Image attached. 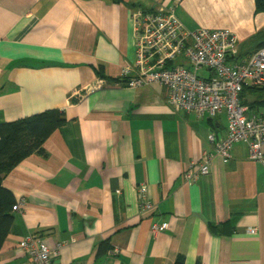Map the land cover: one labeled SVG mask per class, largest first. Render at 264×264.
<instances>
[{
	"label": "crops",
	"instance_id": "crops-1",
	"mask_svg": "<svg viewBox=\"0 0 264 264\" xmlns=\"http://www.w3.org/2000/svg\"><path fill=\"white\" fill-rule=\"evenodd\" d=\"M172 3L0 0V124L49 109L65 117L44 142L46 157L26 158L3 179L20 207L0 264H33L18 246L29 235L53 250L52 264H174L178 255L184 264H264V162L236 143L224 164L208 137H226L225 114L199 118L169 104L165 87L120 78L135 58L130 11ZM175 15L190 32L228 29L238 45L264 38L254 0H181ZM98 80L93 94L71 98ZM205 152L209 174L186 180ZM152 225L166 229L151 237Z\"/></svg>",
	"mask_w": 264,
	"mask_h": 264
},
{
	"label": "built area",
	"instance_id": "built-area-1",
	"mask_svg": "<svg viewBox=\"0 0 264 264\" xmlns=\"http://www.w3.org/2000/svg\"><path fill=\"white\" fill-rule=\"evenodd\" d=\"M181 0H173L168 7L154 10H132L135 38V58L131 66L123 68L120 78L130 88L159 84L168 90V103L199 118H215L225 114L226 137L217 141L208 137L223 163H227L234 144L244 143L253 162H264V115L253 114L240 101L245 86L264 88V48L254 51L243 61L232 58L237 53L238 39L228 29L185 30L175 15ZM199 71H202L199 74ZM102 83V80H98ZM95 84L75 92L78 99L93 94ZM212 155L205 152L200 161L190 164L184 172L188 181H196L210 172ZM139 188L140 209L153 208ZM20 203L13 206L18 210ZM165 225H152L150 236L165 231ZM256 233L255 228L244 231ZM33 264H52L54 254L36 236H26L18 243Z\"/></svg>",
	"mask_w": 264,
	"mask_h": 264
},
{
	"label": "trees",
	"instance_id": "trees-1",
	"mask_svg": "<svg viewBox=\"0 0 264 264\" xmlns=\"http://www.w3.org/2000/svg\"><path fill=\"white\" fill-rule=\"evenodd\" d=\"M113 1L120 2V0ZM254 4L256 13H264V0H254ZM262 33L257 32L243 44L237 45V53L232 59L241 62L254 51L264 48ZM96 74L100 79L105 78L101 69H98ZM240 101L253 114L264 115V88L245 86ZM64 123L65 117L62 111L49 109L23 119L0 124V249L12 227L14 218L12 207L16 203L10 190L3 186L4 177L32 155L46 157L44 142ZM108 246V242L101 243L98 246V255L106 252ZM174 264H184V257L178 255Z\"/></svg>",
	"mask_w": 264,
	"mask_h": 264
},
{
	"label": "rangeland",
	"instance_id": "rangeland-1",
	"mask_svg": "<svg viewBox=\"0 0 264 264\" xmlns=\"http://www.w3.org/2000/svg\"><path fill=\"white\" fill-rule=\"evenodd\" d=\"M201 72H202V71H199V74H200ZM96 84H98V85L101 86L102 83H99V81H98ZM89 95H90V94H89ZM89 95H88V96H89ZM71 98H72V99H75V100H79L78 97H76V94H75V93L72 94ZM249 99H250V98H249ZM12 208H13V207H12ZM12 210H13V209H12Z\"/></svg>",
	"mask_w": 264,
	"mask_h": 264
}]
</instances>
